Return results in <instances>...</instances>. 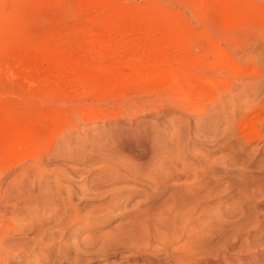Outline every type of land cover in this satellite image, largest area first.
Wrapping results in <instances>:
<instances>
[{"label": "rangeland", "instance_id": "1", "mask_svg": "<svg viewBox=\"0 0 264 264\" xmlns=\"http://www.w3.org/2000/svg\"><path fill=\"white\" fill-rule=\"evenodd\" d=\"M115 11L121 28L79 39L86 20L112 21ZM128 46L155 67L106 68ZM263 79L264 0H0V140L14 141L0 155V208L9 190L37 185L21 195L23 233L8 242H28L55 217L64 228L43 233L54 239L37 258L25 253L30 264H144L159 239L198 262L264 264V254L241 260L264 227L233 239L224 217L256 192L242 210L255 208L264 224V93L231 100L241 83ZM247 125L261 138L240 142Z\"/></svg>", "mask_w": 264, "mask_h": 264}, {"label": "bare ground", "instance_id": "2", "mask_svg": "<svg viewBox=\"0 0 264 264\" xmlns=\"http://www.w3.org/2000/svg\"><path fill=\"white\" fill-rule=\"evenodd\" d=\"M111 15V17H113V20L112 21H108V20H96L95 18L92 20H86L85 21V24L84 26L80 27L81 29H78L77 30V35L79 37L80 40L82 39H86L89 35L91 36H101V35H104L105 33L109 32L111 29H119L123 26V22H124V13H118L117 11H115L114 13H109ZM112 19V18H111ZM95 24H97L96 26L100 28L101 32L100 33H94L91 26H95ZM77 28V27H76ZM91 28V29H90ZM96 29V28H95ZM97 30V29H96ZM69 31V30H68ZM145 33H148V31L145 29V31H143ZM67 35V34H66ZM69 35V34H68ZM75 35V33H74ZM76 35V36H77ZM72 36V35H71ZM144 36V35H143ZM147 36V35H146ZM77 37V38H78ZM89 38V37H88ZM95 39V37H94ZM146 39V38H145ZM79 40V42H80ZM144 40V39H143ZM78 41V40H77ZM159 42V41H158ZM88 43V42H87ZM93 43V42H92ZM129 43V42H128ZM77 44V43H76ZM80 44V43H79ZM78 44V45H79ZM127 44V43H126ZM130 45V44H129ZM158 45L159 43H154L153 44V47H157L158 48ZM115 46V45H114ZM133 46V45H132ZM132 46H128L126 47V49L122 50L121 52H119V54H113L111 55L110 57H108L109 59H107L106 61L107 62H104V63H107L105 66L106 68H109V67H117L118 68H121V69H128V68H135L136 71H144V70H147L149 68H153L155 67V63H156V60L152 63L150 62H145L143 64H139V58L136 59L135 57H133L132 55V52L134 50V48ZM111 47V46H110ZM116 47V46H115ZM135 47V46H134ZM155 47V48H156ZM66 48V47H64ZM91 48V47H90ZM114 48V47H113ZM86 49V48H85ZM112 49V48H111ZM154 49V48H153ZM68 50V49H67ZM71 50V49H70ZM219 51L221 52L222 50L219 49ZM218 52V53H220ZM223 52V51H222ZM221 52V53H222ZM220 53V55H221ZM157 54V52H156ZM96 55V54H95ZM225 54H222V56H224ZM145 56V55H144ZM94 57V56H93ZM103 58V57H101ZM149 59V58H148ZM156 59V58H155ZM44 60L46 61V63L48 64H55L57 62H55V59L53 60L52 58L50 57H46L44 58ZM99 60V59H97ZM102 60V59H101ZM151 60V59H150ZM57 61V60H56ZM91 61V60H90ZM94 61V60H93ZM96 61V60H95ZM94 61V62H95ZM100 62V61H99ZM98 62V63H99ZM103 62V61H101ZM158 65V64H157ZM55 66V65H54ZM57 66V65H56ZM59 66V65H58ZM24 67V66H23ZM65 67V66H64ZM66 68V67H65ZM158 68V67H157ZM113 70V69H112ZM44 71V70H43ZM125 71V70H124ZM154 71V70H153ZM39 72L38 73V77H39V80H32L34 83H37L38 85L42 86V85H45V79H42L40 80L41 78V74H42V70L40 71H37ZM119 72V71H118ZM156 72V71H155ZM24 74V73H23ZM165 72L162 73L159 77L160 79L161 78H164L165 77ZM155 76V75H154ZM30 77V76H29ZM60 77H70V79H72L73 81V85H74V89H78L82 83H83V79L79 76H77L75 73H72V71L70 70L69 71H66L64 69H62V76ZM156 77V76H155ZM48 78V77H47ZM46 78V79H47ZM36 79V77H35ZM61 79V78H60ZM85 79V78H84ZM259 79V78H258ZM107 80V79H106ZM113 81V80H112ZM107 82V81H106ZM117 82V81H116ZM241 82V81H240ZM263 82H264V79H263ZM32 83V82H31ZM248 84V83H247ZM48 85V84H47ZM187 85V84H186ZM259 86H256V85H253L252 88H250L251 86L247 87L244 85V83L241 85H239L237 87V97L236 99L234 98H231V100H233V102L235 104H241L242 102L244 103H248L250 102L249 99L250 96H255V97H259L262 93H264L263 91V87L264 85L262 86V83L258 84ZM49 86V85H48ZM85 86V84H84ZM82 87V86H81ZM80 87V88H81ZM49 88V87H48ZM83 88V87H82ZM191 88V87H190ZM56 89V88H55ZM63 92V91H62ZM74 92V91H73ZM203 92V91H202ZM236 92V90H235ZM262 92V93H261ZM69 93V92H68ZM232 97H233V94H232ZM201 99V98H200ZM204 100V99H203ZM252 102V101H251ZM226 103V102H225ZM225 103H223L222 106H225ZM198 110V109H197ZM50 119V117L48 118L47 116H42V120L45 121V120H48ZM40 120V119H39ZM41 121V120H40ZM52 123V122H50ZM243 132V136L240 140V142H244V141H249L248 139L251 137V136H256L257 140L261 138V134L257 131H256V128L254 126H245L242 128V131ZM9 134V133H8ZM1 135V133H0ZM7 135V134H6ZM5 135V136H6ZM3 136V135H1ZM10 136V135H9ZM12 136V135H11ZM7 137V136H6ZM16 137H17V134H16ZM14 137V138H16ZM10 138V137H9ZM0 139H5V138H0ZM8 138H6L7 140ZM1 141V140H0ZM9 141V140H8ZM11 141V140H10ZM14 144V141L12 143V145ZM11 144H4L2 143V141L0 142V155H7L9 156L11 154V149L13 148ZM256 148V147H255ZM260 149L257 148V150ZM11 157V156H10ZM9 157V158H10ZM12 157H13V154H12ZM11 157V158H12ZM72 156H70L69 159H71ZM59 157H55L56 160H58ZM16 160V159H15ZM5 161V160H4ZM9 161V160H8ZM13 161V160H12ZM2 162V161H1ZM1 165V164H0ZM4 188V187H3ZM19 189V190H18ZM37 190V185H33V186H26L25 188H17L16 190L14 189L13 191H10L9 190V193L7 192L5 197L7 198V201L6 203L2 204V208H0V264H11V262L14 260L13 258H15V264H30V260L29 259H26L25 257H23L25 255V253H29V254H33V256H35L34 258H37L36 256L38 255V253L40 252L39 248L42 246V245H48L49 243H51L54 239V235H55V232H53L50 236V238H44L43 237V233L46 232V230H50V231H53L54 228H57V229H60V228H64L65 224L63 223L62 219H58L54 217V222L53 224L49 223L46 224L48 226H37L35 227L36 229V233H34L31 237H30V240H28V242L24 243V244H21V245H17V244H10L8 242V239L11 238L12 235H16L19 234V233H23V232H17L15 226L17 225V221L18 220V212H21L20 210L22 209V206L24 205V203L22 201V197L21 195L25 194L27 196V199L30 197V196H34L35 194V191ZM259 190V189H258ZM4 191L6 192V190L4 189ZM8 191V190H7ZM246 191V189H245ZM244 190H242V195L244 193H246ZM21 193V194H20ZM240 193V194H241ZM249 193V192H248ZM244 194L243 196H240L244 198V201L242 202L243 204L244 203H247L248 201H251V200H254L256 198H258L259 195H257V197H255V193L252 192V195H251V192L249 194ZM258 193V192H257ZM254 194V195H253ZM260 194V193H259ZM29 196V197H28ZM22 197V198H21ZM19 198H21L19 200ZM25 198V197H24ZM23 198V199H24ZM242 198V199H243ZM248 199V201H247ZM22 200V201H21ZM243 204L240 205V208H239V211L238 213H235L234 215L230 216V215H226L224 217H227L226 219V227H227V231H228V235L235 239V238H238V234L237 232H240L241 230H246L245 232L248 233L249 232V226H252V227H257L258 229H261L263 228L264 224H262L261 220H260V217H259V213L257 212V210H255V208H253L252 210H248V212H244L242 210L243 208ZM238 206V205H237ZM222 214V213H221ZM220 214V215H221ZM57 215V214H56ZM222 217V215H221ZM223 222V221H222ZM64 224V226H63ZM238 225L232 232V229L234 228V226ZM62 228V229H63ZM231 229V230H230ZM13 231V233L11 232ZM264 234V233H263ZM162 240L159 239L158 243L161 245V246H155L154 249H152L150 252H153V253H156V255H158V257H154L153 255H150V254H145L143 256L140 257V260L142 259L144 264H165L167 262L171 263L172 262H175V263H182L184 262L185 260H187V263H190V264H216V263H212L210 259H204L202 260L201 262H198L194 253H190V255H188L189 251H187L186 253L184 252H180L179 250H182V246L180 245V247L177 246V249H173V248H169L167 246H164L162 244H166V241L165 242H161ZM170 241V240H169ZM168 241V242H169ZM245 243L247 242L246 240H243ZM256 242V241H255ZM258 242V241H257ZM185 243V242H184ZM183 243V244H184ZM187 243V242H186ZM205 249V248H204ZM243 249H246L243 248ZM206 250V249H205ZM191 252V251H190ZM206 252V251H205ZM188 253V254H187ZM201 253V252H200ZM204 253V251H203ZM195 254H197L195 252ZM205 254V253H204ZM203 254V255H204ZM249 255H245L243 258H241V260L243 262H249V261H257L259 258H261V256H263L264 254V240L260 241L259 242V247H256L255 249H252L248 252ZM199 255V254H197ZM201 255V254H200ZM209 255V253H208ZM161 256H164V260H161L160 257ZM188 256V257H187ZM132 257L130 256V258H128V260L126 261L129 262V260L131 259ZM226 258L228 259V261H233L235 260L234 258H231L230 256H226ZM13 259V260H12ZM17 259V261H16ZM136 259V258H135ZM137 260V259H136ZM50 261L52 262L51 259L48 260V258H45L44 261L40 262V261H37L35 262L34 264H51ZM14 262V261H13ZM12 262V263H13ZM34 262V261H33ZM198 262V263H197ZM53 263V262H52Z\"/></svg>", "mask_w": 264, "mask_h": 264}]
</instances>
